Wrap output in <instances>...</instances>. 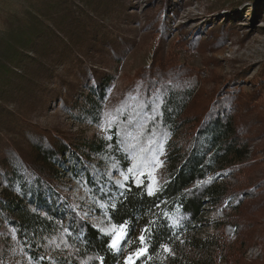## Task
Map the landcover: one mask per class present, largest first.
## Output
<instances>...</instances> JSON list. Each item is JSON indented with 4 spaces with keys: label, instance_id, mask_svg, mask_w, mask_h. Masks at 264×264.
I'll return each mask as SVG.
<instances>
[{
    "label": "trees",
    "instance_id": "1",
    "mask_svg": "<svg viewBox=\"0 0 264 264\" xmlns=\"http://www.w3.org/2000/svg\"><path fill=\"white\" fill-rule=\"evenodd\" d=\"M55 1L59 6L74 4ZM79 1L81 8L75 7L83 13L78 17L68 9L52 17L46 7L40 14L44 19L27 14L29 24L11 27L13 33L3 44L0 264H15L5 258L11 250L18 252L21 264H100L99 257L103 264H125L130 253L133 264H207L184 253V247H197L205 208L220 204L232 236L224 239L220 234L210 246L221 249L233 264H264V258L244 262V252L259 229L255 213L242 220L240 215L244 206L256 214L264 211V191L254 182L230 191L219 181L229 171L241 173L248 166L250 129L258 123L254 116L241 123L236 119L239 84H215L197 93L190 83L195 71L160 57L152 63L160 53L154 46L149 65L134 71L123 92L112 91L116 61L135 45L123 29L125 22L136 20L128 12L130 0ZM226 1L217 0L213 7ZM164 12L160 4L147 18L150 33L158 34L154 42L169 38ZM199 30L189 37L188 31L179 35L193 49ZM108 59L116 65L105 72ZM50 104L78 126L98 128L99 135L75 137L57 111L55 121H42ZM156 160L166 164L167 174L150 195ZM66 180L81 189L88 208L107 223L126 225L119 252L109 247L112 233L105 234L87 219V208L75 194H68ZM145 228L150 231L141 244ZM54 236L68 242L74 256L48 252L45 243ZM162 245L171 251L165 252ZM138 248H146L145 254L137 257Z\"/></svg>",
    "mask_w": 264,
    "mask_h": 264
},
{
    "label": "rangeland",
    "instance_id": "2",
    "mask_svg": "<svg viewBox=\"0 0 264 264\" xmlns=\"http://www.w3.org/2000/svg\"><path fill=\"white\" fill-rule=\"evenodd\" d=\"M215 1L217 0H130L131 5L128 12L134 13L136 20L125 22L123 29L135 39V45L122 59L116 61V82L112 86V91L123 92L125 85L131 82L134 71L139 67L149 65L154 46V50H160V53L154 55L152 63L160 57L168 61L169 65H173V62L178 65L181 63L186 65L185 67L189 71H195L190 78V83L196 85L195 92L200 88L208 89L207 87L215 84L224 87L229 82L239 84L240 91L236 95L241 102L237 109L236 119L241 123L245 117L254 116L257 117L258 123L250 129L251 153L245 159L248 166L241 173H230L229 171V174L220 178L219 181L228 184L230 191L252 182L264 191V181L263 184L261 182L264 179V0H223L226 2L219 8L213 7ZM228 1H235V3L229 5ZM59 3H56L55 0H0V54L4 42L8 39L7 35L13 33L10 28L24 27L29 24L30 20L26 16L27 14H38L43 18L40 14L44 11V7L50 10L48 13H51L52 17L54 14L63 12V9H68V12L76 17L83 13V9L78 10L77 6L75 7V4H78L81 8L82 2L79 0H73L74 4L69 2L64 6H59ZM88 3L90 2L88 1L84 5H88ZM160 4L165 9L166 13H164L169 20L170 35L165 41L154 42L158 34L150 33L151 24L147 23V18L150 15L153 16L155 11L157 12ZM82 8H86V6H82ZM146 25L149 26L147 30H142ZM181 30L188 31V37L195 32L198 33L197 30L200 31L201 35L197 37L200 39L197 40L198 42L196 41V48L191 49L192 46L187 44V40H184L185 36L179 35ZM117 43L114 44V47ZM6 48L7 45H5ZM110 59L107 60L108 66L103 68L105 72H110L115 64ZM95 65V68L101 69L100 65V67ZM190 108H193V105ZM55 109L56 107L50 104L45 111L46 115H43L41 120L46 123L55 121L53 111H57L59 117H62L61 122L65 125L68 124V128H71L75 133V137L99 135L98 128L89 129L85 125L78 126L75 121L68 118L64 111ZM181 135V130H179L177 136L181 137ZM151 171L152 190H154L166 179V164L162 160H156ZM66 183L69 187L67 188L68 194H75L84 205L83 207L87 208V219L102 230L113 229L114 226L107 223L101 215L88 208L87 198L82 195L81 189L73 181L67 182L66 180ZM246 187L250 190L249 186ZM221 208V204L215 208L209 206L205 208L206 220L204 228L198 233L197 247L194 250L184 247V253H188L191 258L207 260V264H233L224 259L221 249L210 246V243L216 241L220 234L224 236V239L232 236L233 227L231 224H225ZM254 213L257 222L256 228L260 231H256L253 236V244L245 250V252L247 251L245 256L250 260L244 259V262L261 261L264 258V211L256 214L250 210L249 206H244L240 211L241 220L243 216ZM261 230L263 231L261 232ZM117 231H119L118 227ZM235 241L237 245L240 242L238 238ZM45 247L48 248V252L56 255L74 256L73 253H75L74 248L68 242L63 238H57V236L49 238ZM17 253L13 250L7 252L6 260L10 263L21 264ZM256 255L259 257L255 258ZM127 257H129L128 254L125 255V258ZM243 258L245 257L243 256Z\"/></svg>",
    "mask_w": 264,
    "mask_h": 264
},
{
    "label": "snow or ice",
    "instance_id": "3",
    "mask_svg": "<svg viewBox=\"0 0 264 264\" xmlns=\"http://www.w3.org/2000/svg\"><path fill=\"white\" fill-rule=\"evenodd\" d=\"M124 179L127 180L128 177L125 176ZM117 183H119V181ZM152 192H153V190L151 188H149V194L150 195L152 194ZM113 207H114V205H113ZM117 227H118L119 231H117ZM103 231H104L105 234H109V232H112V239L109 242V247L112 250H114L116 252H119L120 251V242L126 236V225L114 226L113 229H111V230H103ZM149 231H150L149 228L142 229V235L139 237V240H140L141 244L145 243V234H147ZM161 247L163 248V250L165 252H170L171 251L166 245H162ZM145 252H146V248H138L136 250L135 255L137 257H139V256L144 255ZM132 256H133V254L130 253L129 257H127L126 260H125V264H133ZM98 259L100 260V264H103V257H99Z\"/></svg>",
    "mask_w": 264,
    "mask_h": 264
},
{
    "label": "built area",
    "instance_id": "4",
    "mask_svg": "<svg viewBox=\"0 0 264 264\" xmlns=\"http://www.w3.org/2000/svg\"><path fill=\"white\" fill-rule=\"evenodd\" d=\"M246 253H247V251L244 253V257H245V259H249V260H250V258H247V257L245 256ZM259 254H260V253H259ZM259 254H258V255H259ZM258 255H256L255 258L259 257ZM255 258H254V259H255ZM251 259H252V258H251Z\"/></svg>",
    "mask_w": 264,
    "mask_h": 264
}]
</instances>
